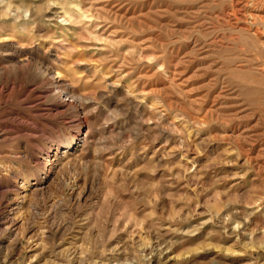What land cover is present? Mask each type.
<instances>
[{
    "label": "rangeland",
    "instance_id": "374dc122",
    "mask_svg": "<svg viewBox=\"0 0 264 264\" xmlns=\"http://www.w3.org/2000/svg\"><path fill=\"white\" fill-rule=\"evenodd\" d=\"M0 264H264V0H0Z\"/></svg>",
    "mask_w": 264,
    "mask_h": 264
}]
</instances>
